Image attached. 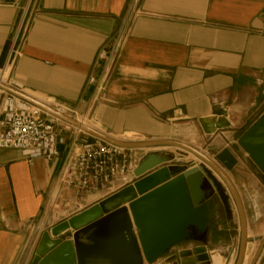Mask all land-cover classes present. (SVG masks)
Masks as SVG:
<instances>
[{
    "label": "crops",
    "instance_id": "obj_1",
    "mask_svg": "<svg viewBox=\"0 0 264 264\" xmlns=\"http://www.w3.org/2000/svg\"><path fill=\"white\" fill-rule=\"evenodd\" d=\"M128 21L120 58L103 81L98 54ZM5 67L8 81L28 97L118 141L174 140L214 161L228 151L241 174L228 176L244 190H237L247 220L242 264L259 251L254 264H264V182L230 148L232 135L264 114V0H22L0 7V70ZM214 116L229 128L207 136L199 120ZM58 124L56 160L28 162L19 151L0 150V264H30L45 232L134 182L129 172L82 196L61 189L69 148L93 138ZM142 152L141 158L156 153L199 164L192 156L182 161L175 148ZM212 197V224L195 244L175 246L169 256L205 246L208 264L235 263L236 207ZM174 264L197 263L187 257Z\"/></svg>",
    "mask_w": 264,
    "mask_h": 264
},
{
    "label": "water",
    "instance_id": "obj_2",
    "mask_svg": "<svg viewBox=\"0 0 264 264\" xmlns=\"http://www.w3.org/2000/svg\"><path fill=\"white\" fill-rule=\"evenodd\" d=\"M0 89L105 144L134 151L175 148L190 154L199 163L181 165L173 163L170 156L156 153L143 156L131 173L132 184L45 232L30 264H152L164 257L165 264H174L178 258L187 257H194L197 264H208L210 257L205 246H197L179 255L169 256V252L175 246L195 244V238L202 236L212 224L213 201L207 200L209 193L203 186L207 182L216 192V176L236 207L240 240L234 264L243 263L247 220L238 191L226 173L236 163L228 151H222L214 161L200 150L174 140L117 141L19 90L4 84H0ZM199 125L207 136L229 128L222 116L200 119ZM236 144L264 176V115ZM66 232H71L69 239L60 241L58 238ZM42 246L44 249L40 251ZM260 252L251 264L255 263Z\"/></svg>",
    "mask_w": 264,
    "mask_h": 264
},
{
    "label": "built area",
    "instance_id": "obj_3",
    "mask_svg": "<svg viewBox=\"0 0 264 264\" xmlns=\"http://www.w3.org/2000/svg\"><path fill=\"white\" fill-rule=\"evenodd\" d=\"M21 1L0 0V7L18 6ZM130 28L129 21L123 24L112 43L98 54L104 64L103 81H106L119 60ZM8 71L7 67L0 70V84L21 91L8 81ZM5 74L7 77L3 79ZM53 108L66 114L60 107ZM56 123H58L56 119L38 108L0 89V150L19 151L28 162L36 158L56 160L59 157L57 145L62 143L55 131ZM140 151L142 150H122L96 139L91 143L72 145L62 162L58 176L60 188L71 190L78 197L108 186L113 179L124 176L137 167L141 158ZM152 264H165V258L157 259Z\"/></svg>",
    "mask_w": 264,
    "mask_h": 264
},
{
    "label": "rangeland",
    "instance_id": "obj_4",
    "mask_svg": "<svg viewBox=\"0 0 264 264\" xmlns=\"http://www.w3.org/2000/svg\"><path fill=\"white\" fill-rule=\"evenodd\" d=\"M46 104V103H45ZM47 105H49V104H47ZM264 115V114H263ZM262 115H260V113L258 114V115H256V116H254V117H251V118H249V120H248V123L247 124H245L244 125V127L242 128V131H240V132H236V133H234L233 135H232V137H231V141L233 142V144L231 145V150L233 151V152H235V153H237V154H239V155H241L242 156V154L244 155V153L240 150V148L238 147V144H236L237 143V140L243 135V134H245V132L248 130V128L251 126V125H253L257 120H259V118L261 117ZM87 125H89L90 127H96V125H94L93 123L92 124H90V123H87L86 121H84ZM58 123H60V122H58ZM58 125H60V126H62L63 128H69V127H67V125L66 124H64V123H60V124H58ZM78 131V130H77ZM76 131V132H77ZM78 133H81L80 131H78ZM80 135V137H83L82 136V134H79ZM85 137V136H84ZM87 137V136H86ZM93 140V139H92ZM170 151V150H169ZM168 151V152H169ZM173 151V150H172ZM140 154L141 153H144V152H142V151H140L139 152ZM178 153V152H177ZM181 155H182V158H181V160L182 161H184V160H189V159H191L192 157H191V155H189V154H187V153H184L183 154V152L181 153ZM244 157L245 158H242L243 160H244V162L246 163V167L248 168V169H251L255 174H257L258 175V177L260 178V180H262L263 182H264V176L262 175V174H260L259 173V171L257 170V168L253 165V163L244 155ZM239 164V163H238ZM238 164L237 165H235L234 166V168H232V169H230V171H227L226 173H227V175H229L230 177H234L235 178V174L236 175H239V176H241V174L239 173V167H238ZM216 178V181H215V188H216V190H217V192L218 193H216V196L214 197V200H219L220 198V200L221 201H223V203H224V205H226V206H232V205H234L233 204V201H232V199H231V197H230V195H229V193H228V191L225 189V187H224V185H223V183L220 181V179L216 176L215 177ZM237 183H236V186H237V190H239V192L241 193V194H244V190H242V187L240 186V182H239V180L237 179ZM205 191H207L208 193H210L211 191L209 190V187L207 188V186H206V190ZM213 196V194H209L208 196H207V200H209L210 198H213L212 197ZM244 204H246V202H244ZM235 206V205H234Z\"/></svg>",
    "mask_w": 264,
    "mask_h": 264
},
{
    "label": "flooded vegetation",
    "instance_id": "obj_5",
    "mask_svg": "<svg viewBox=\"0 0 264 264\" xmlns=\"http://www.w3.org/2000/svg\"><path fill=\"white\" fill-rule=\"evenodd\" d=\"M206 186H207V182H205V184H204V186H203V189H204V190H206ZM207 188H208V187H207ZM209 188H210V186H209ZM209 190L211 191L210 193L213 194V195H215V196H216V193H218L217 190H216V192L212 191L211 189H209ZM210 193H209V194H210ZM194 235H195V234H194V230L191 229V236L194 237Z\"/></svg>",
    "mask_w": 264,
    "mask_h": 264
},
{
    "label": "bare ground",
    "instance_id": "obj_6",
    "mask_svg": "<svg viewBox=\"0 0 264 264\" xmlns=\"http://www.w3.org/2000/svg\"><path fill=\"white\" fill-rule=\"evenodd\" d=\"M7 77V75L5 74V76L3 77V79H5ZM39 102V101H38ZM41 103V102H40ZM43 104V103H42ZM46 105H47V103H46ZM49 107H51L50 105H48ZM81 123V122H80ZM83 124V123H82ZM84 125V124H83ZM86 126V125H85ZM89 128V127H88ZM110 137V136H109ZM112 138V137H111ZM113 139V138H112ZM116 140V139H115ZM118 141V140H117ZM44 249V246H42L41 248H40V251H42Z\"/></svg>",
    "mask_w": 264,
    "mask_h": 264
}]
</instances>
